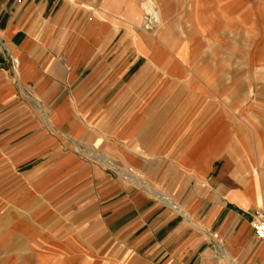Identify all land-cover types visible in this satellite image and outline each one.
<instances>
[{"label":"crops","instance_id":"1","mask_svg":"<svg viewBox=\"0 0 264 264\" xmlns=\"http://www.w3.org/2000/svg\"><path fill=\"white\" fill-rule=\"evenodd\" d=\"M256 221L264 0H0L1 264H264Z\"/></svg>","mask_w":264,"mask_h":264},{"label":"built area","instance_id":"2","mask_svg":"<svg viewBox=\"0 0 264 264\" xmlns=\"http://www.w3.org/2000/svg\"><path fill=\"white\" fill-rule=\"evenodd\" d=\"M157 23V19L152 14L146 13L144 18V27L152 29ZM252 231L254 235L262 242H264V222H253Z\"/></svg>","mask_w":264,"mask_h":264},{"label":"rangeland","instance_id":"3","mask_svg":"<svg viewBox=\"0 0 264 264\" xmlns=\"http://www.w3.org/2000/svg\"><path fill=\"white\" fill-rule=\"evenodd\" d=\"M151 10L155 13V19H157V23L152 27V29L144 27V23L143 22H144V17L146 15V12H145L144 17L142 19V25H141L142 27L140 28L143 31L155 32L157 30L158 26H159V18L157 16V13L155 12V9L153 7L151 8ZM0 264H1V257H0ZM21 264H33V260H32V258L31 259L28 258L26 260L24 259L23 263H21Z\"/></svg>","mask_w":264,"mask_h":264},{"label":"bare ground","instance_id":"4","mask_svg":"<svg viewBox=\"0 0 264 264\" xmlns=\"http://www.w3.org/2000/svg\"><path fill=\"white\" fill-rule=\"evenodd\" d=\"M146 13H149V14H152L150 11L149 12H146ZM152 16H153V14H152ZM154 17V16H153ZM145 18V17H144ZM144 23V22H143Z\"/></svg>","mask_w":264,"mask_h":264}]
</instances>
